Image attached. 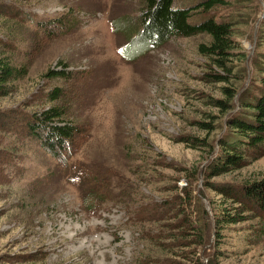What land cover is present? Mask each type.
<instances>
[{
    "label": "rangeland",
    "instance_id": "rangeland-1",
    "mask_svg": "<svg viewBox=\"0 0 264 264\" xmlns=\"http://www.w3.org/2000/svg\"><path fill=\"white\" fill-rule=\"evenodd\" d=\"M226 1L209 16L241 14V46L264 53L254 39L264 0ZM147 4L0 0V43L29 67L0 100V264H264V216L244 195L264 182V145L240 169L211 174L217 142L211 155L194 141L223 98L206 77L222 72L199 54L203 35L129 56L144 42ZM48 70L67 77L48 81ZM57 105L56 123L32 119ZM55 124L74 128L62 143L51 136L59 157L48 149ZM224 214L237 221L218 226Z\"/></svg>",
    "mask_w": 264,
    "mask_h": 264
},
{
    "label": "trees",
    "instance_id": "trees-1",
    "mask_svg": "<svg viewBox=\"0 0 264 264\" xmlns=\"http://www.w3.org/2000/svg\"><path fill=\"white\" fill-rule=\"evenodd\" d=\"M184 2L185 0L180 2L179 0H148V9L143 13L144 17L140 19V31L145 38L144 42L140 44L133 41L135 43L128 53L132 56L147 50L149 45L164 43L172 37L195 35L208 37L209 41L200 44L198 52L222 72L208 75L206 80L222 85L223 98L212 101L219 111L218 116L213 117V122L199 123L208 136L197 139L194 143L205 148L209 147V154L213 155L214 140L217 142L220 148L219 156L213 160L210 172L219 175L240 169L246 163L248 152L258 150L264 145V53L257 52L255 49L250 55L241 46L239 39L243 36L239 34L238 28L242 24L239 21L241 14L237 13L231 17L209 16V13L213 11L218 13L219 9L228 8L226 0H205L195 5H186ZM199 12L203 16L196 18ZM140 31H138L139 34ZM254 39L258 46L264 47V22L262 26L257 27ZM10 50L12 51L11 45L0 43V100L11 96L16 83L28 75L29 67L17 65L12 59ZM66 74V70L57 72L48 70L44 75L49 81L55 78H66ZM258 91L259 94L256 95ZM59 92L57 89L50 93L51 102L61 101ZM63 110V106H52L44 110L41 115L32 116V119L52 125L62 119ZM228 116L229 118L225 120ZM29 126L34 127L31 124ZM51 127L52 131L48 139L52 144L48 149L55 157H59L57 155L59 151L53 149L55 145L51 136L62 143L72 136L74 128L66 124H55ZM219 130L224 131V134L212 138V134ZM244 193L245 198L252 203L253 210L257 213L256 217L264 216V182L252 184L244 190ZM186 195L188 196V193ZM186 195L183 192L178 200L184 203L187 199ZM240 200L241 198L237 203ZM102 205H104L103 202L94 207L91 214L97 213ZM236 221L237 216L224 214L222 220L216 223L219 226L224 222L235 223ZM202 239L203 236L200 234V243Z\"/></svg>",
    "mask_w": 264,
    "mask_h": 264
},
{
    "label": "bare ground",
    "instance_id": "bare-ground-1",
    "mask_svg": "<svg viewBox=\"0 0 264 264\" xmlns=\"http://www.w3.org/2000/svg\"><path fill=\"white\" fill-rule=\"evenodd\" d=\"M91 242H92V240H91Z\"/></svg>",
    "mask_w": 264,
    "mask_h": 264
}]
</instances>
